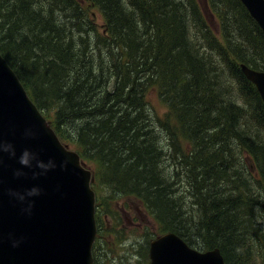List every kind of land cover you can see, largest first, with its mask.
Here are the masks:
<instances>
[{
  "label": "trees",
  "instance_id": "16d2710c",
  "mask_svg": "<svg viewBox=\"0 0 264 264\" xmlns=\"http://www.w3.org/2000/svg\"><path fill=\"white\" fill-rule=\"evenodd\" d=\"M207 6L222 40L199 0H0V53L61 141L95 164L98 235L102 201L132 198L225 264H264V103L240 67L264 71V33L239 0Z\"/></svg>",
  "mask_w": 264,
  "mask_h": 264
},
{
  "label": "water",
  "instance_id": "95a60500",
  "mask_svg": "<svg viewBox=\"0 0 264 264\" xmlns=\"http://www.w3.org/2000/svg\"><path fill=\"white\" fill-rule=\"evenodd\" d=\"M240 2L264 32V0ZM241 70L264 103V71L246 64H241ZM28 128L37 132L35 139L25 137ZM0 140L16 148L15 158L0 153V264H95L97 224L92 171L78 152L60 140L1 53ZM25 148L39 151L45 162L52 158L58 165L65 159L71 163L66 170L57 167L46 176L32 179L33 170L19 163ZM17 169L28 175L17 178ZM35 186L43 192L30 198L35 206L29 216L22 212L26 205L9 196L8 191ZM261 206L264 211V202ZM13 240L19 245L13 247ZM149 258V264H225L220 249L200 251L174 232L151 241Z\"/></svg>",
  "mask_w": 264,
  "mask_h": 264
},
{
  "label": "rangeland",
  "instance_id": "374dc122",
  "mask_svg": "<svg viewBox=\"0 0 264 264\" xmlns=\"http://www.w3.org/2000/svg\"><path fill=\"white\" fill-rule=\"evenodd\" d=\"M201 8L205 14L207 22L210 24L212 30L222 40L219 34L218 14H214L207 6V0H199ZM96 23L102 27L104 24L102 14L99 10H92ZM150 106L155 108V113L162 117L167 113L168 109L164 103L161 102L158 91L152 90L147 96ZM264 132V131H263ZM237 140H234L236 142ZM71 149L74 147L70 146ZM245 164L252 173H255V161L248 155H243ZM88 168L94 171L95 164L87 163ZM254 188L258 189L256 182ZM101 195L110 196V191L107 187L101 189ZM131 199V200H130ZM264 202V197L261 203ZM110 208V216L103 214L106 209ZM261 208V207H260ZM259 207L256 209V227L259 228V236L264 235V219L260 216ZM262 215H264L261 209ZM257 214L259 217H257ZM101 215L104 219V229L98 235L97 250L94 255L96 264H149V246L152 240L159 236L166 234L160 229V224L156 222L155 218L148 214L147 210L141 203L135 199H109L108 204L101 206ZM197 246L196 244H194ZM253 245L256 252L261 249L260 243L253 240ZM254 250V248H253ZM258 262V261H257ZM259 264V262L257 263Z\"/></svg>",
  "mask_w": 264,
  "mask_h": 264
},
{
  "label": "clouds",
  "instance_id": "9594fccd",
  "mask_svg": "<svg viewBox=\"0 0 264 264\" xmlns=\"http://www.w3.org/2000/svg\"><path fill=\"white\" fill-rule=\"evenodd\" d=\"M24 135L26 138L35 139L38 134L37 132L33 131V129L28 128L25 130ZM0 153H8L11 157L15 158L16 148L14 144L0 140ZM2 163L3 160L2 158H0V164ZM19 163L23 167L33 170L32 179H38L41 176H46L49 171L55 170L57 167L66 170L71 161L70 159H65L61 164L58 165L55 159L50 158L47 162H45L43 159L40 158L39 151H33L31 149L25 148L19 157ZM37 169H39V171H37ZM14 175L17 178L26 177L28 173L24 172L22 169H17ZM42 192L43 190L40 187L35 186L30 189H25L23 191L9 189L8 194L9 196L14 197L16 200H18L21 204L26 205V207L22 208V212L27 213L30 216L35 206V201L30 198L38 197L42 195ZM18 245L19 241L13 240V247H16Z\"/></svg>",
  "mask_w": 264,
  "mask_h": 264
},
{
  "label": "bare ground",
  "instance_id": "6f19581e",
  "mask_svg": "<svg viewBox=\"0 0 264 264\" xmlns=\"http://www.w3.org/2000/svg\"><path fill=\"white\" fill-rule=\"evenodd\" d=\"M224 142V141H223ZM220 149V148H219ZM253 248V247H252Z\"/></svg>",
  "mask_w": 264,
  "mask_h": 264
}]
</instances>
